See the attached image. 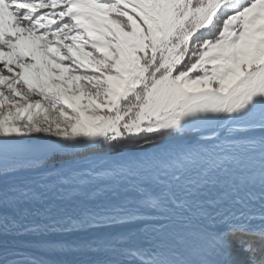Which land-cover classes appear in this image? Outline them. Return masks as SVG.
I'll return each mask as SVG.
<instances>
[{"label": "snow or ice", "instance_id": "snow-or-ice-1", "mask_svg": "<svg viewBox=\"0 0 264 264\" xmlns=\"http://www.w3.org/2000/svg\"><path fill=\"white\" fill-rule=\"evenodd\" d=\"M26 234L264 264V0H0V264Z\"/></svg>", "mask_w": 264, "mask_h": 264}, {"label": "bare ground", "instance_id": "bare-ground-1", "mask_svg": "<svg viewBox=\"0 0 264 264\" xmlns=\"http://www.w3.org/2000/svg\"><path fill=\"white\" fill-rule=\"evenodd\" d=\"M47 239H71L64 234L60 233H49ZM39 238L32 235L17 236L14 241L11 242L10 246L18 248L23 254L29 258L41 259L46 264H60L62 261H70L75 259H84L85 257L78 254L64 255L48 251L47 249L38 245L37 240Z\"/></svg>", "mask_w": 264, "mask_h": 264}]
</instances>
